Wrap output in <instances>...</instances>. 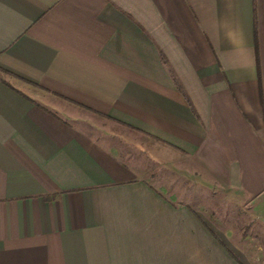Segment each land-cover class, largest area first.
<instances>
[{"label":"crops","instance_id":"obj_1","mask_svg":"<svg viewBox=\"0 0 264 264\" xmlns=\"http://www.w3.org/2000/svg\"><path fill=\"white\" fill-rule=\"evenodd\" d=\"M97 123L192 157L245 225H211ZM253 139L264 0H0V264H264Z\"/></svg>","mask_w":264,"mask_h":264},{"label":"rangeland","instance_id":"obj_2","mask_svg":"<svg viewBox=\"0 0 264 264\" xmlns=\"http://www.w3.org/2000/svg\"><path fill=\"white\" fill-rule=\"evenodd\" d=\"M51 98L54 99V97ZM108 125V129L100 126L99 123L96 124V127L100 131L109 130L119 135L122 139H118L117 143L121 147L125 144V147L130 145L131 148L127 147L126 151L130 152L137 162L147 160L148 168L145 173L149 177L164 181L168 186L165 189L175 191L177 197L187 201L211 225L214 227L229 226L233 233H235L237 223L245 225L247 221L246 206L243 207L234 197L227 200L221 190L211 185L213 180L211 175L204 171L192 157L171 151L167 152L166 157L157 156L152 153L149 146L145 147L142 144L144 140L134 132L125 137L124 130L120 131L118 126L109 127ZM249 146L258 152L255 157L253 156L254 159L250 155L251 160L264 162V139H253ZM173 181H175L174 184ZM248 235L251 239V234ZM259 259L264 262L263 256L260 255Z\"/></svg>","mask_w":264,"mask_h":264},{"label":"trees","instance_id":"obj_3","mask_svg":"<svg viewBox=\"0 0 264 264\" xmlns=\"http://www.w3.org/2000/svg\"><path fill=\"white\" fill-rule=\"evenodd\" d=\"M162 59H163L164 61H166L164 57H162ZM169 71L171 72V75L173 76V78H174L175 82L177 83V85L180 86V84L178 83V80H177L176 76L173 74V72H172L170 69H169Z\"/></svg>","mask_w":264,"mask_h":264}]
</instances>
